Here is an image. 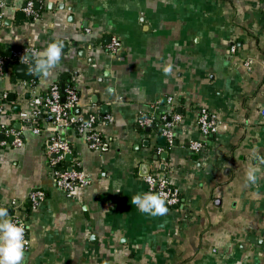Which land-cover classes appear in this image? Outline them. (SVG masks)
I'll return each instance as SVG.
<instances>
[{
  "label": "crops",
  "instance_id": "obj_1",
  "mask_svg": "<svg viewBox=\"0 0 264 264\" xmlns=\"http://www.w3.org/2000/svg\"><path fill=\"white\" fill-rule=\"evenodd\" d=\"M27 2L6 0L0 55L43 51L54 40L64 48L49 76L32 72L35 85L32 75L17 78L19 64L0 77V207L11 216V202L20 204L29 226L24 264H264V170L256 185L245 180L252 148L264 155V0H37V20L23 12ZM113 37L117 54L106 48ZM55 82L77 87L76 112L95 114L104 139L91 150L72 129L60 132L73 155L63 166L79 160L91 179L73 196L53 181L49 125L40 121L35 134L22 118ZM151 106L182 115L172 144L159 138L160 123L141 126ZM202 108L222 122L209 137L197 122ZM7 129L21 132V147ZM195 141L203 151L190 149ZM148 167L181 193L182 205L165 216L131 204L151 192ZM36 189L46 197L32 208Z\"/></svg>",
  "mask_w": 264,
  "mask_h": 264
},
{
  "label": "built area",
  "instance_id": "obj_2",
  "mask_svg": "<svg viewBox=\"0 0 264 264\" xmlns=\"http://www.w3.org/2000/svg\"><path fill=\"white\" fill-rule=\"evenodd\" d=\"M36 5L37 0H28L22 9L27 17L33 20H37L40 17ZM6 7V0H0V17L4 15ZM121 46L120 40L113 37L106 48L111 54H117ZM34 50L37 51L34 48L23 47L13 49L9 56L0 55V77H4L7 74L12 64L32 66V60H22V57ZM235 51V47H233L232 52L235 53ZM245 64L250 66L251 62H246ZM29 82L31 85L36 84L35 80H30ZM79 100V91L73 83L67 82L62 86L61 82H55L46 94L37 96L32 100L30 104L32 112L30 114H22V118L34 126L35 134H39L43 130L40 121L45 123V125H49L48 129L52 131V136L46 142L48 165L53 170V181L56 188L68 196H73L80 188H88L91 184V179L81 169L82 163L79 160H75L71 166H63L66 155L72 152V147L67 137L60 134V132L72 129L77 135L85 138L91 150H100L104 146V139L96 129L97 116L95 114L85 116L76 112ZM166 104L172 107L174 105L173 97H167ZM156 109L155 106H151V113L143 115L141 126L152 129L156 127V124L160 123V134L168 143L172 144L175 138L174 128L182 121V115L174 110L171 113L157 114ZM3 111L4 107L1 102L0 113ZM262 115L264 118V110ZM197 122L204 137L217 133L222 124L218 116L206 108L199 110ZM6 133L7 135L15 136V140L12 143L15 147L23 145L21 132L7 129ZM2 144L5 145V143ZM189 146L195 153H199L205 148V144L202 141L192 142ZM145 182L149 191L165 192L167 194L168 208L177 209L182 205L183 199L180 191L168 179L150 174L145 178ZM45 197L44 191L36 189L30 193L27 202L32 208H36L45 200ZM11 207L13 214L10 217L25 226V251H27L30 247L29 226L17 213L20 204L17 201H12Z\"/></svg>",
  "mask_w": 264,
  "mask_h": 264
},
{
  "label": "clouds",
  "instance_id": "obj_3",
  "mask_svg": "<svg viewBox=\"0 0 264 264\" xmlns=\"http://www.w3.org/2000/svg\"><path fill=\"white\" fill-rule=\"evenodd\" d=\"M64 44L60 40L50 42L43 51L26 53L22 60H33L34 67L30 72L49 76L62 58ZM165 75L172 73V65L163 69ZM252 157L255 163H250L245 170V180L248 185H256L259 173L264 170V155H260L253 147ZM167 194L165 192L138 193L131 198V204L145 214L165 216L168 213ZM25 226L14 221L4 207H0V264H24L25 262Z\"/></svg>",
  "mask_w": 264,
  "mask_h": 264
},
{
  "label": "water",
  "instance_id": "obj_4",
  "mask_svg": "<svg viewBox=\"0 0 264 264\" xmlns=\"http://www.w3.org/2000/svg\"><path fill=\"white\" fill-rule=\"evenodd\" d=\"M32 69V67L30 65H18L16 68H15V75L17 76V78H19L20 80H23V81H27V80H30L31 78V75H32V72H30L29 70ZM151 129H148V131H150ZM159 138H162L163 140L166 141V139L163 137V136H160ZM161 140V139H160ZM67 160H70L72 161L73 160V155L72 154H68L66 156ZM148 171H147V175L150 174L149 172V167L147 168Z\"/></svg>",
  "mask_w": 264,
  "mask_h": 264
},
{
  "label": "trees",
  "instance_id": "obj_5",
  "mask_svg": "<svg viewBox=\"0 0 264 264\" xmlns=\"http://www.w3.org/2000/svg\"><path fill=\"white\" fill-rule=\"evenodd\" d=\"M11 51H12V50H11ZM11 51H8L7 53H4V55H3V56H9V55H10V53H11ZM32 62H33V60H32ZM12 65H15V64H12ZM35 78H36L35 74H34V75H32V80H33V79H34V80H36ZM61 85L63 86V85H64V83H61Z\"/></svg>",
  "mask_w": 264,
  "mask_h": 264
}]
</instances>
